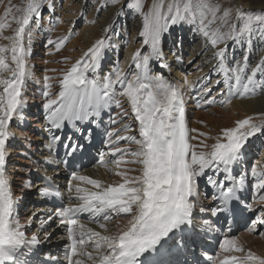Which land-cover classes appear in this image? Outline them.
<instances>
[{
  "label": "snow or ice",
  "instance_id": "6c2138e0",
  "mask_svg": "<svg viewBox=\"0 0 264 264\" xmlns=\"http://www.w3.org/2000/svg\"><path fill=\"white\" fill-rule=\"evenodd\" d=\"M112 4L120 6L118 11L135 7L142 18L138 35L142 46L149 51L145 53L141 48L135 51L132 65L136 71L131 78L119 63L100 75L106 53L119 47L112 40L114 25L103 27V36L70 68L63 70L60 77L45 74L41 80L35 76L34 67L29 68L30 57L37 35L50 33L54 27H44L43 15L47 9L50 17H55V0H24L23 4L8 0L0 17V34L6 29L14 33L2 36L11 41L10 46H0V264H60L59 256L45 254L41 249L52 236L49 229L53 223L66 231L64 238L68 243L63 249L66 264H201L196 257V246L220 231V221L225 224L230 218L244 221L247 231L253 234L264 228V208L257 214L244 196L251 187L253 200L264 202V171L252 167L251 175L259 182L250 184L247 171L239 170L253 138L264 136V113L259 123L253 116L237 118L215 135L189 129L186 119L190 100L197 108L226 107L234 99L264 94V78L256 79L258 74L264 76V56L247 71L253 36L264 46V12L254 17L260 25L256 31L252 27L253 13L244 11L236 0L216 4L209 0H187L182 6L176 0H154L150 5L135 6L125 4L124 0H112ZM96 14L99 15L98 8ZM82 15H87V6ZM235 21L242 22V26L238 28ZM184 25L203 38L205 53H212L204 63L211 65L218 75L215 80L205 75L195 85L186 78L173 84L151 74V61H158L161 68L169 67L164 46L171 37L173 48L182 47L184 38L176 34V29ZM230 43L243 48L241 59L231 60ZM46 44L60 52L65 39L54 40L49 35ZM170 52L177 56V52L171 49ZM177 59L182 62L183 58L177 56ZM196 67L203 71L202 67ZM53 80L59 86L58 91H54ZM29 82L40 85L38 107L43 112L42 128L49 134L46 165L57 166L61 162L56 149L62 141L65 155L75 159L76 153L83 149L75 138L77 134L84 135L79 125L92 126L84 137L91 142L93 131L103 127V115L109 113V124H120L119 128L103 131L104 144L111 155L119 154L112 163L117 169L121 164L140 167L116 171L115 175L123 182L107 186L86 175L73 174L67 188L66 207L41 210L43 214L34 211L21 222L20 206L26 190L34 185L25 179L19 186L21 195H15L8 164L10 141L17 138L12 122L25 119ZM118 97H126L130 109ZM113 108L117 110L114 115ZM66 128L72 129V134L64 136ZM133 131L138 132L139 138L126 134ZM190 132L198 134L190 136ZM191 140L198 143L194 145ZM120 141L126 142L124 147ZM131 144L137 148L130 150ZM22 155L31 158L27 150ZM36 167L40 170L38 163ZM21 171L31 173L23 165ZM43 171L46 186L39 188L37 195L44 199L63 198L47 167ZM52 171L55 173L56 168ZM131 172L139 175L130 176ZM73 181L91 185L95 190L74 185ZM206 199L211 203L204 204L202 200ZM245 212L252 216L245 217ZM85 213L89 216L87 224L78 216ZM122 220L126 223H121ZM93 224L104 233L89 226ZM219 247L221 254L209 257L213 264H264V257L246 251L237 238H225ZM229 253L245 255H223ZM189 255L193 257L191 262Z\"/></svg>",
  "mask_w": 264,
  "mask_h": 264
},
{
  "label": "bare ground",
  "instance_id": "6f19581e",
  "mask_svg": "<svg viewBox=\"0 0 264 264\" xmlns=\"http://www.w3.org/2000/svg\"><path fill=\"white\" fill-rule=\"evenodd\" d=\"M15 1H17L18 3L21 1V4L24 3V0H15ZM153 2H154V0H153ZM7 5H8V0H3V3H0V17L3 16L4 7H6ZM237 5H239L240 7H242L244 9V5H242V3L238 2ZM9 19H10V17H9ZM60 24H58V25H60ZM73 25L74 24L69 23L67 18L64 16V23L61 24V26L58 29L57 28L55 30L52 29L50 33L47 31H44L42 34L37 35L35 42H34V46H33V52H32L31 57H30L29 68L34 67L35 76L38 79L42 80V77L45 74L52 76V77H60L62 71L66 70L67 68H70L73 61H76L77 59H79L82 56V54L85 51H87L88 47H90L93 44L95 39H97L96 37H98V36H96V35L94 36L92 34L93 33L92 29H87V30L83 29L82 32H84V34H82V35L80 34V36L76 40L71 42L70 45L68 46V48L65 50L64 49L65 44H67L69 42V40L73 37V33H75L72 31ZM94 32L97 35H99L96 31H94ZM63 34H65V37H64L65 44L61 48L60 52H56L55 49L51 48V46H48L46 44V39L48 38L49 35H51V38L55 40L57 38H61V35L63 36ZM11 35H14V33L11 32L10 30H7V29L2 34H0V46H10L11 41L4 40L2 38V36H11ZM43 45H44V47H43ZM144 47L141 45L140 48L142 49V51L144 50ZM75 49H78V51L74 52ZM137 49L128 50V52L126 54V59L123 62V71L127 72V73L130 72L129 75H131L132 73H134L136 71L135 66L132 65V56L135 54V51ZM40 50H41V53H40ZM67 51H69V52L67 53ZM36 54H40V57L38 58V61L35 63L34 61H32V57H34V55H36ZM68 58L73 60L69 64H67V62H66V60H68ZM170 60L171 59H167L165 62L170 63ZM206 65L208 66L209 64H206ZM210 67H212V66L210 65ZM210 67L208 66L209 69H210ZM133 68H134V71L132 70ZM49 69H55L56 71H46ZM168 69L169 68H163V69L161 68L162 72L167 73V75L169 74V72L173 71L172 69H170L168 71ZM162 72H161L160 77L164 78V76L162 75L163 74ZM152 73H153V71H152ZM199 75L200 74L196 73V75L193 77L192 82H194V81L195 82L194 83L191 82L192 85L197 84V82L200 80V79H197ZM178 77H180V74L178 72H176V74L174 73L173 77L171 76V79H168L167 82H169L171 80V82H169V83H173V84L177 83L178 81H176L174 78H178ZM52 83L54 85V90L58 91L59 86H58V84H56V81L53 80ZM39 89H40V85H37L33 82H29V84L27 86L26 94L28 95V97L30 99H29V107L25 110V119L23 122H18L15 119L12 122L13 126H14L13 130L16 132L17 138L15 139V141H10V143H11V158H10V162L8 164V170H9V173L11 174L10 183H11V186L13 187L14 194L17 196L21 195L19 186L25 181V179H30L31 182H33L32 178L35 180L34 181L35 186H33L31 189L26 190L27 194L24 195L23 203L21 204L22 207H20V209H19V219L21 222H24L25 219L27 218V216L31 215L32 212H34V211L37 212L40 209H45L46 211H48L50 208H52L53 210L57 209V207L50 201L49 198L46 199V203H41L38 200V198L40 196L37 195V190L39 188L44 187V182L41 178V175L45 174L43 171V169L45 167H47V169H48V175H51L57 179V183L59 184V191L64 194L63 197L68 202V200H67V188H68L69 183L64 184L63 181H60L61 180L60 177L62 175L61 173H67L68 172L66 170L65 166H63V162H62V157L65 156V149L63 148V141L60 143V145L56 149V155L58 156L57 158L61 162L58 164L59 167L55 171V173L52 171V165H46L45 161H44V157L48 153V149L46 148V144L49 142V139H48L49 134L47 132H45L42 128L43 112H42V109L38 107V105L41 103L40 98H39ZM124 98L125 99L121 101L122 104H124V106L126 108L130 109V105L128 104L127 98L126 97H124ZM249 102H252V100L241 101V102L238 101V102H236L232 105H229V106L235 105V106L241 107V105H243V107H245L244 105L246 103H249ZM200 109L201 108L195 107V102L191 101V100L186 105V119L188 122L189 129L199 130L200 123L212 122V120L214 119L213 117L220 118V114H221V110H222V109L218 108V109L211 110L208 113L207 111H200ZM116 111L117 110L115 108H113L111 114L114 115ZM89 127H92V126L89 125L87 127V130ZM119 127H120L119 123L117 125H110L109 124V113H105L103 115V127L95 129L93 131L91 142H88L84 138L87 135V130L84 131V135L81 136V135L77 134L75 136V138L78 139L79 143L82 145L84 143H89L90 145L95 143V147L97 148V150H96V153L94 154V157L98 158V161H101V154H103V163L101 164V166H98L92 160L93 166L82 173V175H86L91 179H97V180L101 181L103 186L123 182L121 177L115 175L116 171H123L126 168H139L140 167L139 165H135V164H121V167L119 169H117L115 164L112 163L113 160L118 158L119 154H117V156L111 155L110 149H108L104 144L105 138L103 136V131H104V129L119 128ZM72 132H73L72 129L66 128L63 135L67 136V135L72 134ZM97 133H100V134L97 135ZM126 134L127 135H137V138H139L138 132H136V131H133L131 133H126ZM197 134H198L197 132H190V136H197ZM29 142L31 144L30 148L28 147ZM190 142L195 145L198 143V140H191ZM125 143H126L125 141H120V146L124 147ZM136 148H137V145H135V144L129 145L130 150H134ZM25 150L30 152V154H31L30 159L26 158L22 155V152ZM79 152H83L84 154H86L87 150L83 146V149ZM126 159H130V158L126 157ZM37 163L40 165V170H37V167H36ZM248 164H249V162H248ZM22 165L29 167L31 169V173L29 174V173H26L24 171H21ZM254 167H256V165ZM244 168L248 169V165L246 164V158H245L244 165L242 166L241 169H244ZM241 169H239V170L241 171ZM257 171L258 172L264 171V169L261 168ZM129 175L130 176L139 175V172H131V173H129ZM254 181L256 183L259 182L256 179H254ZM73 184L74 185L80 184L81 187H85V188H89L91 190H95V189H92L91 185L85 184V183L80 182V181H75ZM202 185H203V183H202ZM251 195H254L253 190L252 191L247 190L244 193L245 199H247L248 202L250 201ZM26 202H29L27 206L25 205ZM202 202L204 204H210L211 200L206 199V200H202ZM262 203H264V202H258V201L252 200L253 207L254 206H260V204H262ZM247 214H252V213L247 212ZM258 214H259V212H258ZM84 223L87 224L88 221L84 222ZM121 223H126V220H122ZM89 226H92L96 230L101 231L102 234L104 233V230L99 229L98 225L93 224V225H89ZM109 226L111 227V225H109ZM61 229H62V227L58 224H57V226L52 225V227L49 229V231L52 232L53 234H52L51 238L41 246V249H42V252L45 254L51 252V253L59 256L60 257V264H66V262L64 261V258H63L64 253L61 251H63L64 246L67 245L68 241H66L65 245H63L61 248H58V249L54 245V242H59V241L63 240V237H60V230ZM56 232H57V234H56ZM63 233L66 235L65 229H64ZM262 236L264 237V235H262ZM227 238H237V243L240 244L241 246H243L246 251H251L257 256L264 257V238H255L253 233H249L247 231L246 223H244L240 229H239V227L237 228L236 235H233V236L227 237ZM224 239H222V241ZM219 250H220V248H219ZM220 253H221V250H220ZM223 255H236L237 257H242L245 255V253H229V254H223ZM207 256H209V254H207ZM247 264H252V262H247Z\"/></svg>",
  "mask_w": 264,
  "mask_h": 264
},
{
  "label": "rangeland",
  "instance_id": "374dc122",
  "mask_svg": "<svg viewBox=\"0 0 264 264\" xmlns=\"http://www.w3.org/2000/svg\"><path fill=\"white\" fill-rule=\"evenodd\" d=\"M55 2L57 6L55 17H50L48 10L45 9L43 15V24L45 28H48L50 25H54L52 29L53 30H55L56 28L58 29L61 26V24L64 23V16L67 18L69 23L74 24L72 27V31L75 32L73 33V37H72L73 39L71 38L69 42L65 44L66 46V47L64 46L65 50L68 48L71 42H73L80 36V34L81 35L84 34V32H82L83 29L84 30L92 29L93 30L92 34L94 36L95 35L98 36L96 37L98 39L103 36L102 33L103 27H109L110 25H114V34H112V40L113 42L118 43L119 47L115 50H109L106 53V59L103 62V71H101L100 73L101 76L110 72L112 68L116 65V63H119V65L123 69V62L126 59V54L128 50H133L141 47L142 38L139 37L138 32L142 29V18L140 17L139 13L136 11L135 7L132 9H128L125 7L123 11H118L120 6L113 5L112 0H100L99 5L97 4V0H55ZM124 2L125 4L131 3L134 6L138 3H144L145 5H150L152 4L153 0H124ZM185 2H187V0H176V3L180 4L181 6ZM209 2L216 4L223 2V0H209ZM238 2L244 5V9H243L244 11L246 12L251 11L253 13L252 27L254 30L258 31L260 25L257 21H255L254 17L264 12V0H236V4H238ZM13 3L21 4V1L18 3L17 1L13 0ZM86 6H87V15H82V13L85 11ZM97 8L99 9L98 16L96 14ZM145 11H147V7L145 8ZM235 23L237 24L238 28L242 26V22L240 21H235ZM94 31H96L99 35H97ZM176 34L184 38L182 47L179 50L173 48L171 43V37L168 38L164 46V52L166 53V60L171 59L170 63H167L169 65L168 71L170 69H172L173 71L169 72V74L167 75V73L162 72L158 61L157 63H155L156 61L155 62L151 61L152 62L151 74H153V76H160L162 72L163 73L162 75L164 76L163 79L165 81H168V79H171V76L173 77L174 73L176 74V72H178L180 74V77L174 79L178 82H183L186 78L189 84L195 82V81L192 82V79L196 75V73L200 74L197 79H200L205 75H211L213 80L218 78V75L211 70L212 67L208 65L210 67L209 69L208 66L204 63L205 58L207 59L208 57H210L212 53L210 51L205 53L203 38L200 35L196 34L194 31H189L188 25H184L183 28L177 27ZM64 37L65 34H63V36L61 35V38ZM170 49L171 51L177 52V56L183 58L182 62L177 59V56H173L171 54ZM229 49H230L229 56L232 61H234L235 59L242 58L243 48H241L239 45H233L232 43H230ZM76 51H78V49L74 50V52ZM147 51H149V49L145 46L143 52L146 53ZM68 52L69 51H67V53ZM37 55L38 54L32 57V61H34L35 63L38 60L37 58H39L40 56ZM262 56H264V46L260 44L256 36L254 35L251 46V53L249 55V60H248L249 69L247 71L250 72L251 67H254L255 64L260 61ZM72 61L73 60H71L70 58L66 60L67 64L71 63ZM74 62L75 61H73V63ZM196 66L202 67L203 71H198ZM132 70L134 71V68ZM262 78H264V76H261L260 74H258L256 77V79H262ZM169 82H171V80ZM118 98L121 101L125 99L124 97H118ZM250 100H252V102L246 103L244 105L245 107H243V105H241V107L235 105L229 106L238 101L241 102V101H250ZM229 105H227L226 107L205 106L204 108H201L200 111H207L208 113L209 111L218 108L222 110H221L220 118L213 117L214 119L212 120V122L200 123L198 132H205L208 135H215L220 128L225 126H230L237 118H246L247 116L256 117L257 118L256 122L259 123L260 122L259 118L261 116V113H264V94L252 95L246 99L243 98L234 99L232 103ZM246 164L248 165V169H246V171L248 173L250 184L256 183L254 179H252V176L250 175L251 168L256 165L257 170L261 168L264 169L263 166L264 136H261L259 139L253 138L252 147L249 148L247 152ZM248 190L252 191L251 187H249ZM251 198L253 200V195H251ZM252 200L250 199L249 203H252ZM260 207L264 208V203L260 204V206H254V208L257 210V214L261 209ZM259 230L260 229H258V231ZM60 231L64 232L63 227ZM263 231L264 230H260L257 234H255V236L259 238L262 237L261 234L259 233ZM56 243L58 242H54V245Z\"/></svg>",
  "mask_w": 264,
  "mask_h": 264
}]
</instances>
